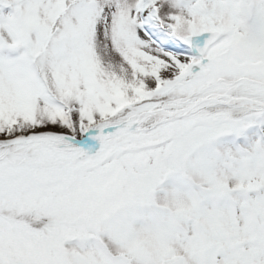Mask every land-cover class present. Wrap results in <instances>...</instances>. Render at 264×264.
<instances>
[{
	"label": "snow or ice",
	"instance_id": "1",
	"mask_svg": "<svg viewBox=\"0 0 264 264\" xmlns=\"http://www.w3.org/2000/svg\"><path fill=\"white\" fill-rule=\"evenodd\" d=\"M0 264H264V0H0Z\"/></svg>",
	"mask_w": 264,
	"mask_h": 264
}]
</instances>
